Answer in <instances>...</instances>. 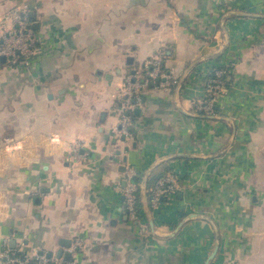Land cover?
<instances>
[{
    "label": "crops",
    "instance_id": "0c3cea01",
    "mask_svg": "<svg viewBox=\"0 0 264 264\" xmlns=\"http://www.w3.org/2000/svg\"><path fill=\"white\" fill-rule=\"evenodd\" d=\"M18 5L39 41L29 66L0 61V249L65 257L78 237V264H264V0H0V16ZM158 51L173 83L119 138L112 95ZM218 65L226 92L202 117Z\"/></svg>",
    "mask_w": 264,
    "mask_h": 264
},
{
    "label": "built area",
    "instance_id": "2783aa9c",
    "mask_svg": "<svg viewBox=\"0 0 264 264\" xmlns=\"http://www.w3.org/2000/svg\"><path fill=\"white\" fill-rule=\"evenodd\" d=\"M38 37L34 33L30 22L27 20L24 8L13 6L9 11L0 16V59L4 58L5 63L14 65L21 62L29 66L36 57L38 51ZM163 52L158 51L152 58L147 59L139 69L127 74L122 81L117 92L112 97L117 104L119 120L115 127L117 137L128 139L132 135L133 119L130 112L141 107L144 92L149 87L167 89L173 81L171 76L162 67ZM228 68L226 66L214 67L210 71L204 85V94L194 101V110L202 117H213L215 105L220 96L226 92V76ZM4 147L7 150L20 149L19 143H14L6 139ZM72 159L81 162L87 158V153L81 150L78 143L70 146ZM137 174L132 167H126L124 171V186L122 195L124 211L130 215L136 214V193ZM176 181L175 175L159 179L151 194L152 206L156 207L162 196L173 190ZM83 248V242L75 237L69 241L65 248L64 255H50L46 253H34L33 255H23L18 249H11L6 244L0 249L1 264H78L74 258Z\"/></svg>",
    "mask_w": 264,
    "mask_h": 264
},
{
    "label": "water",
    "instance_id": "95a60500",
    "mask_svg": "<svg viewBox=\"0 0 264 264\" xmlns=\"http://www.w3.org/2000/svg\"><path fill=\"white\" fill-rule=\"evenodd\" d=\"M0 61H1V62H4L5 59H4V58H1ZM61 245L67 247V246L69 245V241H67V240H62V241H61ZM61 255H62V251H58L57 256L59 257V256H61ZM65 258H67V259L70 258V255H69L68 253H66V254H65ZM209 258H211V256H210ZM208 261H209V260H208ZM208 261L205 262V264H208Z\"/></svg>",
    "mask_w": 264,
    "mask_h": 264
},
{
    "label": "trees",
    "instance_id": "16d2710c",
    "mask_svg": "<svg viewBox=\"0 0 264 264\" xmlns=\"http://www.w3.org/2000/svg\"><path fill=\"white\" fill-rule=\"evenodd\" d=\"M218 67H220V65H218L217 68H218ZM218 100H219V98H218ZM218 100H217V101H218ZM216 103H217V102H216ZM136 208H137V206H136ZM138 209H139V205H138Z\"/></svg>",
    "mask_w": 264,
    "mask_h": 264
}]
</instances>
